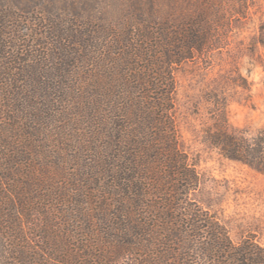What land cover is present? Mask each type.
I'll return each mask as SVG.
<instances>
[{"label": "trees", "instance_id": "obj_1", "mask_svg": "<svg viewBox=\"0 0 264 264\" xmlns=\"http://www.w3.org/2000/svg\"><path fill=\"white\" fill-rule=\"evenodd\" d=\"M254 6L0 0V264H264L193 197L176 117V68ZM227 123L206 140L264 173Z\"/></svg>", "mask_w": 264, "mask_h": 264}, {"label": "rangeland", "instance_id": "obj_2", "mask_svg": "<svg viewBox=\"0 0 264 264\" xmlns=\"http://www.w3.org/2000/svg\"><path fill=\"white\" fill-rule=\"evenodd\" d=\"M223 29L218 46L175 70L179 141L201 176L193 197L220 217L234 243L249 238L264 247V173L206 140L221 116L249 136L264 130V0Z\"/></svg>", "mask_w": 264, "mask_h": 264}]
</instances>
